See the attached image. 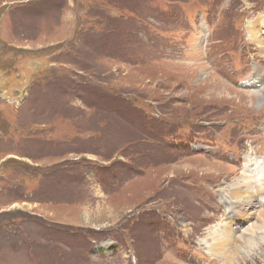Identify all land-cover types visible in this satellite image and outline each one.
<instances>
[{
  "label": "rangeland",
  "instance_id": "obj_1",
  "mask_svg": "<svg viewBox=\"0 0 264 264\" xmlns=\"http://www.w3.org/2000/svg\"><path fill=\"white\" fill-rule=\"evenodd\" d=\"M262 17L264 0H0V264H224L204 240L245 158L264 165Z\"/></svg>",
  "mask_w": 264,
  "mask_h": 264
},
{
  "label": "bare ground",
  "instance_id": "obj_2",
  "mask_svg": "<svg viewBox=\"0 0 264 264\" xmlns=\"http://www.w3.org/2000/svg\"><path fill=\"white\" fill-rule=\"evenodd\" d=\"M261 19L258 18L256 21L249 22L247 28L250 38L257 44L262 45L260 48L261 51H264V36L261 35V33H264V17ZM260 26L263 27L262 32L259 29ZM259 76L256 77V81H254L257 86L259 85L258 92H255L254 94H248L246 97H257L258 104L260 105V103L263 102L262 92L264 91V84L260 83L261 79L263 80V78ZM227 93L230 94L229 92ZM261 166H263V168H261ZM218 167L219 166L217 165L211 164L209 168H206V170H217ZM244 171V174L241 176L242 178L240 180L237 179L234 181L233 185H231V187L229 189L227 188L226 190V197L224 199L227 197L229 198L228 204L224 202L229 208L227 219L223 223L216 225V228L213 227V229L209 231L208 237L204 240L207 243H209V241L211 242L209 244L212 253L222 255V259L224 260L222 262H224V264H232L230 259L234 256L231 255L235 253L238 254V258L235 259L233 264H239L240 260H243L241 253L250 254L256 252L257 249L264 248V165H262L258 159L256 160V158H245ZM248 173L251 178L254 174L256 176L257 184L256 188L252 186L253 192L250 191L252 180L247 179ZM256 192L262 198L261 203H259L261 209L259 210L258 217H256V213H258V211L256 210L257 208L255 206ZM241 215H247L248 219L243 217V220L240 221ZM253 217L256 220L259 219L258 222L255 224L249 223L250 225L247 223L248 226H246L245 231H241L243 234L237 235V224L243 222L244 219L246 221H252L254 220ZM260 223L261 225H259ZM258 239L261 241V244L260 241L258 244L254 243V241Z\"/></svg>",
  "mask_w": 264,
  "mask_h": 264
}]
</instances>
